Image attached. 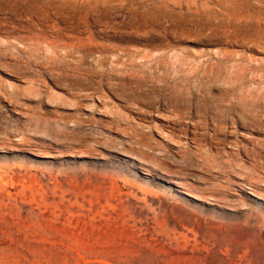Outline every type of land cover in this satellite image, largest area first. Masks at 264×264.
<instances>
[{"label": "rangeland", "instance_id": "374dc122", "mask_svg": "<svg viewBox=\"0 0 264 264\" xmlns=\"http://www.w3.org/2000/svg\"><path fill=\"white\" fill-rule=\"evenodd\" d=\"M0 264H264V0H0Z\"/></svg>", "mask_w": 264, "mask_h": 264}]
</instances>
